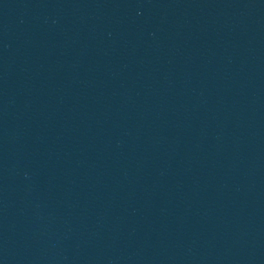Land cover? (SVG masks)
<instances>
[{
	"label": "water",
	"instance_id": "95a60500",
	"mask_svg": "<svg viewBox=\"0 0 264 264\" xmlns=\"http://www.w3.org/2000/svg\"><path fill=\"white\" fill-rule=\"evenodd\" d=\"M0 264H264V0H182L1 125Z\"/></svg>",
	"mask_w": 264,
	"mask_h": 264
}]
</instances>
